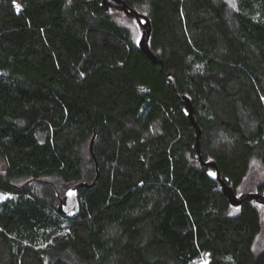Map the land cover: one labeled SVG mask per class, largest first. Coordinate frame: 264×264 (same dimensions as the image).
Returning a JSON list of instances; mask_svg holds the SVG:
<instances>
[{
	"label": "trees",
	"instance_id": "1",
	"mask_svg": "<svg viewBox=\"0 0 264 264\" xmlns=\"http://www.w3.org/2000/svg\"><path fill=\"white\" fill-rule=\"evenodd\" d=\"M22 1L0 0V264H264V204L230 203L167 81L238 194L264 164V0H125L163 64L122 9Z\"/></svg>",
	"mask_w": 264,
	"mask_h": 264
},
{
	"label": "water",
	"instance_id": "2",
	"mask_svg": "<svg viewBox=\"0 0 264 264\" xmlns=\"http://www.w3.org/2000/svg\"><path fill=\"white\" fill-rule=\"evenodd\" d=\"M101 7L105 12H109L111 8H116V9H122L127 15H130L132 17H135L138 24L141 26L143 32L142 35L139 38V46L140 48L148 55V57L152 60L153 63H161L163 64V61L159 59V57L152 51L150 47V37H151V32H152V23L150 18L147 15H144L140 13L138 10L135 8L130 7L125 0H101ZM167 81L168 84L172 85L174 89L178 92V95L180 98L185 102L188 110H189V116L192 121V123L195 125L196 130H197V151L198 155L200 158L201 163L212 166L213 168L216 169L217 171V178L220 181L222 185V190L223 192L228 196V199L231 204L238 206L241 205L244 201H252L255 200L260 204H264V193H259V192H246L242 194H237L233 187L228 185L225 176L221 173L220 168L216 164L215 161H209L205 162L202 154V149L200 145V136L202 133L201 127L197 124L193 112H194V106L192 101L190 100L189 97L184 95L176 81L175 74L172 70H169L167 73ZM95 136L92 139L91 142V151H93V144L95 140ZM95 157V156H94ZM97 161V160H96ZM97 170H98V163H97ZM99 178V174L96 177L95 182ZM84 186H90L89 184L85 182L78 183L74 188H72L66 198L63 200V202L58 206L57 210L59 213L66 217H73L77 215V213L80 210V202L78 198L79 194V189ZM0 196H5L6 198L11 197V194H2L0 193Z\"/></svg>",
	"mask_w": 264,
	"mask_h": 264
},
{
	"label": "rangeland",
	"instance_id": "3",
	"mask_svg": "<svg viewBox=\"0 0 264 264\" xmlns=\"http://www.w3.org/2000/svg\"><path fill=\"white\" fill-rule=\"evenodd\" d=\"M230 3L235 4L236 0H228ZM12 5L14 9L20 10L22 9L23 1L22 0H12ZM19 6V7H17ZM37 187L41 188L42 186ZM260 185L264 188V164L259 160L255 159L252 163L250 172L246 177L244 183L238 190V194L246 193V192H259L264 193V190H259ZM61 187V186H60ZM59 187V188H60ZM63 189V188H61ZM5 196H0V201L5 200ZM262 214V232L257 238L255 251H260L264 248V206L260 208ZM208 257L205 256L201 261H198L199 264H207Z\"/></svg>",
	"mask_w": 264,
	"mask_h": 264
},
{
	"label": "snow or ice",
	"instance_id": "4",
	"mask_svg": "<svg viewBox=\"0 0 264 264\" xmlns=\"http://www.w3.org/2000/svg\"><path fill=\"white\" fill-rule=\"evenodd\" d=\"M17 7H19V6H17ZM210 174L214 175V173H210Z\"/></svg>",
	"mask_w": 264,
	"mask_h": 264
}]
</instances>
